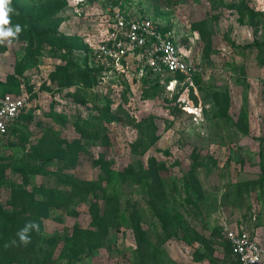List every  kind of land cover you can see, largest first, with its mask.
Wrapping results in <instances>:
<instances>
[{"label": "rangeland", "instance_id": "rangeland-1", "mask_svg": "<svg viewBox=\"0 0 264 264\" xmlns=\"http://www.w3.org/2000/svg\"><path fill=\"white\" fill-rule=\"evenodd\" d=\"M80 1L65 0L56 28L87 42L86 28L94 27L104 2L89 0L96 8L80 14ZM120 1L122 8L117 6L125 13L170 23L178 44L202 69L168 87L154 76L144 82L128 76L130 85L109 76L99 87L85 89L88 100L81 102L71 94L77 85L59 86L50 75L65 63L68 48L51 51V44L42 42L19 74L15 65L32 44L0 38V83L27 96L24 116L0 135V207L8 217L6 230L26 217L35 201L55 197L41 220V239L30 245L32 256L24 252L21 261L8 259L4 249L11 244L4 233L8 243L1 247L0 260L66 264L63 237L74 226H89L88 205L95 200L98 211L117 225L103 246L74 264H236L222 236L224 225L244 226L264 249V182L258 183L264 172V0H245L248 11L242 19L237 13L241 0ZM16 5H8L9 23L4 25L13 32L23 15L17 10H29L24 0ZM38 9L27 15L39 14L44 5ZM42 26L52 29L53 22ZM107 100L111 110L120 104L136 121L143 118L141 125L121 119L124 112L103 120L96 131L72 124L77 112L98 122L102 113L97 107ZM56 114L65 119L60 122ZM69 146L73 149L64 150ZM140 166L145 173L139 181ZM192 169L195 177L186 183L184 176ZM89 181L104 188V196L97 191L79 201L82 182ZM148 198L163 210L161 219L152 214ZM135 213L141 239L131 227ZM19 245L17 252L25 249Z\"/></svg>", "mask_w": 264, "mask_h": 264}, {"label": "trees", "instance_id": "trees-1", "mask_svg": "<svg viewBox=\"0 0 264 264\" xmlns=\"http://www.w3.org/2000/svg\"><path fill=\"white\" fill-rule=\"evenodd\" d=\"M24 1H25V4H27L29 7L28 12L30 11L33 12L34 9L36 8H39L38 10H40L41 7H43V5H44V10L40 12L39 14H36L37 16L36 15L28 16L27 15L28 12H26V14L23 13V10L21 8L17 10L19 11L18 12L19 14H23V15L18 16L19 22L17 26H19L20 31L16 33L15 36H12V38L13 39L18 38L19 40H28L29 43L32 44V46L28 45L27 47H25L24 55L21 61H19L15 65V71L19 74L22 73L24 69V62L28 60V58L33 57L37 53L42 42L43 43L49 42L51 44V46L49 47L51 51H56V49H62L66 47L68 49L65 54V57H66L65 63L63 65H58V67L54 71L51 72L50 74L51 79L55 80L59 86H69L71 84L77 85V88H75L71 92V94L74 97L79 98L81 102H86L88 98L86 95H84L85 93L84 90L92 87L93 85H95L96 87H99V85H102L101 84L103 80L102 66L92 65L91 62H89V57H88L89 48L86 42L84 41L83 36H81L80 34L67 35L63 32L60 33L57 31V28H56L57 23L60 21L59 11L63 7H65V0H24ZM10 2L15 7L18 6L16 5V0L15 1L10 0ZM90 2L91 1L89 0H82L80 2H77V5L80 6L79 7L80 12L78 13L80 14L84 13L86 9L90 6ZM103 2L104 3L107 2L111 5H119L121 8L123 6L120 0H114V1L103 0ZM244 3H245V0H241L240 5H237L238 18L240 19H242V16L248 11L247 7L244 6ZM228 7L230 8V7H235V6L228 5ZM79 10L74 11V13L76 14L77 11ZM51 22H53L52 29L44 28L42 26L43 24H46V23L51 24ZM72 53L73 55L76 54L78 57H76V59H72ZM119 76L120 75L113 74L108 79H111V80L115 79L118 83H123V84L127 83L128 85H130L126 77L121 76V78L119 79ZM176 76L179 81L182 79L181 75H176ZM193 76H196V75H193ZM12 78L13 77H11V79ZM146 78H148V74L144 75L140 79H142L144 82L146 81ZM135 79L136 78H134L133 80L135 81ZM168 79L169 77L165 78V83L168 81ZM14 90L15 89H13V86L10 87L9 83L7 84L0 83V95L6 92L11 93ZM174 98H175V95L172 97V99ZM97 109L100 113H102L101 119L98 122H96L97 124L94 122L93 117L90 114H87L86 117H82L79 112H77L76 114L73 113L71 115V117H74L72 124H75V125L80 124L81 125L80 127H83V125H85L84 126L85 128H89L91 129V131H96V130H100V126L103 120L106 122H110L111 120L118 119L119 113L121 112H124L125 114V116L121 119H125L126 122L129 124L134 123L135 127L140 126L141 121L143 120L142 118L136 121L131 115H129L125 110L121 108L120 104L116 105L115 110H111L108 100L107 102H104V104L98 106ZM23 111L24 109L19 113L15 121L7 128V131L2 135H6L9 132V130L14 127L15 122L20 117L24 116L21 114ZM56 115L60 116L59 117L60 122H62L63 119H65L64 117L65 115L63 114H56ZM150 142H152L151 139H150ZM71 149H73L72 146H69V148H64V150H71ZM73 163H74V159L72 158L71 164ZM144 173H145V170L142 169L140 166L139 171L137 172V175H138L137 179L139 181H140L141 175H144ZM194 174L195 172L193 169L189 170L188 172H186L184 179L186 180L187 178H191V177L193 178L195 177ZM58 175H62V174H58ZM106 181L108 182V180ZM73 182L75 183V180H73ZM263 182H264V172L262 175L258 177V183L262 184ZM183 183L184 182H182V185ZM186 183H187V180H186ZM82 184L85 185V188L83 192L80 193L79 201H85L88 198V194L97 195L96 193L97 191L102 192V195L104 196V191H105L104 188H102L97 183L93 181H89V182H82ZM260 187L262 188L264 186L260 185ZM103 196L101 197L104 198ZM30 199H31V196H30ZM54 199H55L54 196H49V197H44L43 199H39L35 201L36 203H33V206L30 205L31 208L29 209L28 215L24 218H18L10 232L6 230V222H7L8 217L4 216L3 209L0 207V250H2L1 247H3L6 243L9 242L11 244L7 246L6 249H4V252L7 253L8 259L10 258V255H11L12 258L15 256L19 257L21 261L22 257L20 256H21V253L23 255L24 252H26L25 254L32 256L31 253H33V248L29 249L30 245L41 239V236H40V230L42 228L41 220L43 217H46L48 215L49 207L53 205ZM159 200L160 199H158L157 201ZM147 202L152 210V214L158 216L161 219L160 214L163 213V210L160 207H159L160 210L156 209V204L154 200L152 199L150 200V198H148ZM88 208H89V214H90L89 226L86 228L74 226L71 233L63 237V246H62L61 254L67 260L66 264H74V262L79 260L82 255L88 254L93 249L103 246L107 239L108 233H110V228L113 225H117V224H114L111 219H107L104 214L98 211L97 203L95 202V200L89 202ZM135 216L136 218H135V221L133 222L134 224L131 227L133 228L138 239H141L143 237V230L140 227V223H139L140 219L136 215V213H135ZM29 222L36 223L39 226V230L38 231L35 229L31 230L29 232L30 243L26 245L24 244L25 249L17 252L18 249L16 246H20L19 237L17 235L12 234L11 232L15 228H18L19 230H21ZM130 222H131V217H130ZM4 233L7 234L8 242H5L6 239L4 238ZM13 240L16 241L15 244L11 243ZM49 242L53 246V244L56 243V238L54 237L50 238ZM226 246L229 250L227 243H226ZM26 248L29 250H27ZM8 259L0 260V264H10ZM11 261L12 260H10V262Z\"/></svg>", "mask_w": 264, "mask_h": 264}, {"label": "built area", "instance_id": "built-area-1", "mask_svg": "<svg viewBox=\"0 0 264 264\" xmlns=\"http://www.w3.org/2000/svg\"><path fill=\"white\" fill-rule=\"evenodd\" d=\"M103 7L93 24L95 28L91 26L85 31L89 32L86 42L89 62L102 66L103 80L113 74L126 78L133 76L137 80L148 74V78L154 76L165 80L169 77L164 82L168 87L184 83L201 71L199 60L178 44L175 32L166 20L144 14L130 15L119 6L106 2ZM90 8L96 6H90L86 11ZM176 75H181L182 79L179 81ZM26 104V94L6 92L0 95V135L7 131ZM222 235L237 264H259L263 259V245L244 226L224 225Z\"/></svg>", "mask_w": 264, "mask_h": 264}, {"label": "clouds", "instance_id": "clouds-1", "mask_svg": "<svg viewBox=\"0 0 264 264\" xmlns=\"http://www.w3.org/2000/svg\"><path fill=\"white\" fill-rule=\"evenodd\" d=\"M9 4H10V0H0V38L15 36L16 33L20 31L19 26H17L15 32H13L12 29L4 28V25H7L9 23L8 20V12L10 11V9L8 8ZM33 229L38 231L39 226L34 222L27 223L25 227L19 230L17 233V236L19 237V241L25 245L30 243L29 232ZM11 243L15 244L16 241L13 240ZM7 246L8 245H6V247Z\"/></svg>", "mask_w": 264, "mask_h": 264}, {"label": "crops", "instance_id": "crops-1", "mask_svg": "<svg viewBox=\"0 0 264 264\" xmlns=\"http://www.w3.org/2000/svg\"><path fill=\"white\" fill-rule=\"evenodd\" d=\"M229 226H234V225H229ZM230 255L232 256V254L230 253ZM233 260L236 262L235 258L232 256ZM237 264V262H236Z\"/></svg>", "mask_w": 264, "mask_h": 264}]
</instances>
